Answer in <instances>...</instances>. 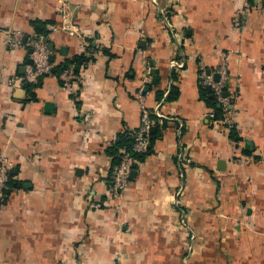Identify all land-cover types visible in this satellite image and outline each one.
Here are the masks:
<instances>
[{
  "label": "crops",
  "instance_id": "1",
  "mask_svg": "<svg viewBox=\"0 0 264 264\" xmlns=\"http://www.w3.org/2000/svg\"><path fill=\"white\" fill-rule=\"evenodd\" d=\"M34 19L49 22L51 74L16 97L25 82L9 94L4 81L24 75ZM223 62L238 141L201 92L199 65ZM63 65L83 76L75 93ZM0 81L17 181L0 198V264H264V0H0ZM139 91L160 116L110 205Z\"/></svg>",
  "mask_w": 264,
  "mask_h": 264
},
{
  "label": "built area",
  "instance_id": "2",
  "mask_svg": "<svg viewBox=\"0 0 264 264\" xmlns=\"http://www.w3.org/2000/svg\"><path fill=\"white\" fill-rule=\"evenodd\" d=\"M244 6L238 8L233 16V24L242 26L244 24ZM24 34L19 29L6 32L5 44L10 49L22 43ZM31 47L30 58L31 63L25 66L24 75H11L4 81L9 94L16 88H20L24 82L37 83L40 77L51 74V62L49 60L50 50L46 43L39 36L36 39H30ZM94 52L93 48L88 49V54ZM172 65H176L175 62ZM218 75V78H215ZM199 80L202 84L211 88L216 102L220 105L222 111V123L228 127L235 122V110L230 106L233 95L228 94L229 75L225 62L221 63L218 68L213 70L207 69L203 64L199 65L198 70ZM61 87L68 92L75 93L78 86L83 82L81 73H76L71 66L64 68L57 75ZM1 82V81H0ZM137 101L140 110V121L134 132L133 142L130 150L121 149L119 163L114 167L108 185V196L110 197V205H115L114 202H119L123 198L124 192L129 184L130 173L134 168L137 159L134 155L143 153L147 150L150 140V131L154 123L152 116H160L158 109H150L146 104V96L142 92L137 93ZM211 116L214 113L211 112ZM12 162L6 154H0V198L5 197L7 191H11L13 187L10 185V167ZM98 204H95L97 207Z\"/></svg>",
  "mask_w": 264,
  "mask_h": 264
},
{
  "label": "trees",
  "instance_id": "3",
  "mask_svg": "<svg viewBox=\"0 0 264 264\" xmlns=\"http://www.w3.org/2000/svg\"><path fill=\"white\" fill-rule=\"evenodd\" d=\"M48 24L49 22L48 21H43V20H39V19H34V20H31L30 21V25L31 27L33 28V35L31 34H27L26 36L29 38V39H36L37 37H41L42 40L46 43L47 45V42L45 40H47L48 38V33H49V29H48ZM89 58L86 57V56H83L82 54H80L79 56H76L75 59L73 60L75 65L77 66H81L83 64H85V62L88 60ZM66 65V64H65ZM63 65L61 67L60 70H58V74L67 66ZM208 69V68H207ZM76 73H79V69L78 70H74ZM160 92V91H159ZM201 92L202 94L205 96L207 102L214 108V111H215V116H221L222 114V111H221V107L219 106V104L216 102L215 100V97L213 95V92L211 90V88H206L205 86L204 87H201ZM155 116H152V118H154ZM136 130V129H135ZM135 132V131H134ZM134 132L133 134H131V137L130 138H125L123 135H119L118 136V139L117 142H118V145H121L120 148L121 149H126V150H130L131 148V145H132V142H133V136H134ZM150 135H151V132H150ZM229 135H230V138H232L234 141H238L240 138H239V132H238V129L236 128V126L233 124L231 127H230V130H229ZM146 152V151H145ZM140 153V154H136L134 155L137 158H140L143 156V154L145 153ZM120 155H121V150L120 152H117V159H116V163L118 164L119 163V160H120ZM135 166V165H134ZM10 185L13 187V186H17V181L12 179V175H11V180H10ZM8 192V191H7ZM6 192V194H7Z\"/></svg>",
  "mask_w": 264,
  "mask_h": 264
},
{
  "label": "water",
  "instance_id": "4",
  "mask_svg": "<svg viewBox=\"0 0 264 264\" xmlns=\"http://www.w3.org/2000/svg\"><path fill=\"white\" fill-rule=\"evenodd\" d=\"M23 40H25V37H23ZM45 41H47V40H45ZM48 48H49V49H52V48H53V45H52L51 43H48ZM29 52H31V49L29 50ZM51 59H52V56L49 57V60H51ZM30 63H31V59H28V64H30ZM23 70H24V67H22V71H23ZM215 78H218V75H215ZM27 85H28V83L25 82V83L23 84V88H22V89H18V90L16 91V97H20L21 94H23L24 88H25ZM133 171H134V170H132L130 174H132Z\"/></svg>",
  "mask_w": 264,
  "mask_h": 264
}]
</instances>
